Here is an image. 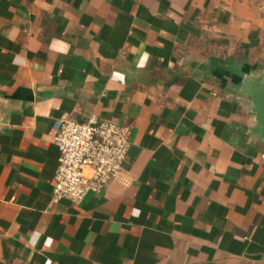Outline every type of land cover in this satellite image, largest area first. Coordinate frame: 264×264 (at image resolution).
<instances>
[{
	"label": "crops",
	"instance_id": "obj_1",
	"mask_svg": "<svg viewBox=\"0 0 264 264\" xmlns=\"http://www.w3.org/2000/svg\"><path fill=\"white\" fill-rule=\"evenodd\" d=\"M261 73L264 0H0V264H264ZM59 118L130 129L79 204Z\"/></svg>",
	"mask_w": 264,
	"mask_h": 264
},
{
	"label": "built area",
	"instance_id": "obj_2",
	"mask_svg": "<svg viewBox=\"0 0 264 264\" xmlns=\"http://www.w3.org/2000/svg\"><path fill=\"white\" fill-rule=\"evenodd\" d=\"M53 142L59 156L53 178L52 201L81 203L98 193L122 171L131 140L130 129L115 122L89 118H59Z\"/></svg>",
	"mask_w": 264,
	"mask_h": 264
},
{
	"label": "water",
	"instance_id": "obj_3",
	"mask_svg": "<svg viewBox=\"0 0 264 264\" xmlns=\"http://www.w3.org/2000/svg\"><path fill=\"white\" fill-rule=\"evenodd\" d=\"M241 92L248 97L253 115L250 132L264 139V73L246 77Z\"/></svg>",
	"mask_w": 264,
	"mask_h": 264
}]
</instances>
